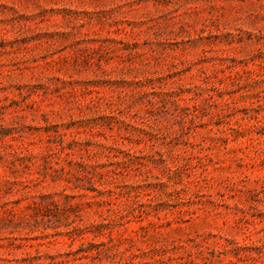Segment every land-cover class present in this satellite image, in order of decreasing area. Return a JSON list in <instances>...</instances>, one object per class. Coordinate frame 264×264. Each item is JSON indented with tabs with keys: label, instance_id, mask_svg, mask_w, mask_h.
<instances>
[{
	"label": "rangeland",
	"instance_id": "374dc122",
	"mask_svg": "<svg viewBox=\"0 0 264 264\" xmlns=\"http://www.w3.org/2000/svg\"><path fill=\"white\" fill-rule=\"evenodd\" d=\"M0 264H264V0H0Z\"/></svg>",
	"mask_w": 264,
	"mask_h": 264
}]
</instances>
